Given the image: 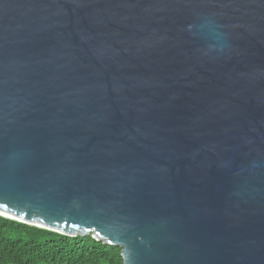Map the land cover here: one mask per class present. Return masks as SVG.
I'll list each match as a JSON object with an SVG mask.
<instances>
[{
	"label": "water",
	"instance_id": "obj_1",
	"mask_svg": "<svg viewBox=\"0 0 264 264\" xmlns=\"http://www.w3.org/2000/svg\"><path fill=\"white\" fill-rule=\"evenodd\" d=\"M0 216L264 264V0H0Z\"/></svg>",
	"mask_w": 264,
	"mask_h": 264
},
{
	"label": "trees",
	"instance_id": "obj_2",
	"mask_svg": "<svg viewBox=\"0 0 264 264\" xmlns=\"http://www.w3.org/2000/svg\"><path fill=\"white\" fill-rule=\"evenodd\" d=\"M0 264H123L121 248L0 216Z\"/></svg>",
	"mask_w": 264,
	"mask_h": 264
}]
</instances>
